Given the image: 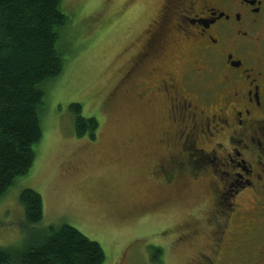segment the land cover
<instances>
[{
    "label": "rangeland",
    "instance_id": "rangeland-1",
    "mask_svg": "<svg viewBox=\"0 0 264 264\" xmlns=\"http://www.w3.org/2000/svg\"><path fill=\"white\" fill-rule=\"evenodd\" d=\"M163 2L62 0L71 19L69 36L59 43L67 59L47 87L34 163L0 199L1 248L24 245L29 228L19 195L31 189L43 202L42 220L32 228L71 225L101 246L103 264H198L208 256L205 230L179 237L206 218L208 186L190 178L177 190L150 176L156 111L137 101L129 83L119 86L135 43ZM172 45L165 55L184 54L175 55ZM72 103L96 119L93 139L74 135Z\"/></svg>",
    "mask_w": 264,
    "mask_h": 264
},
{
    "label": "flooded vegetation",
    "instance_id": "flooded-vegetation-1",
    "mask_svg": "<svg viewBox=\"0 0 264 264\" xmlns=\"http://www.w3.org/2000/svg\"><path fill=\"white\" fill-rule=\"evenodd\" d=\"M135 44L119 86L156 111L150 176L211 194L180 239L206 231L198 264H264V0H164Z\"/></svg>",
    "mask_w": 264,
    "mask_h": 264
},
{
    "label": "trees",
    "instance_id": "trees-1",
    "mask_svg": "<svg viewBox=\"0 0 264 264\" xmlns=\"http://www.w3.org/2000/svg\"><path fill=\"white\" fill-rule=\"evenodd\" d=\"M62 0H0V199L19 177L27 175L42 138L47 87L62 73L67 59L60 48L71 19ZM74 135L91 139L95 118H85L72 103ZM28 234L19 249L0 247V264H103L101 246L68 224L32 228L41 222V196L25 189L19 195ZM159 252V250H157Z\"/></svg>",
    "mask_w": 264,
    "mask_h": 264
}]
</instances>
